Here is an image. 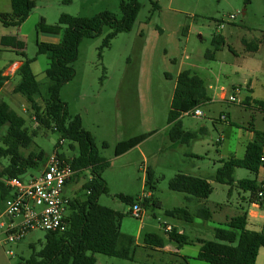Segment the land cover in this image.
Listing matches in <instances>:
<instances>
[{
  "label": "rangeland",
  "instance_id": "1",
  "mask_svg": "<svg viewBox=\"0 0 264 264\" xmlns=\"http://www.w3.org/2000/svg\"><path fill=\"white\" fill-rule=\"evenodd\" d=\"M123 1L129 0H36L35 9L21 26L5 27L0 23V39L3 35L16 36L25 43V57L17 51L4 50L0 44V69L10 62L33 60L31 69L42 93L38 102L43 105L42 99H48L50 80L45 72L50 59L48 54L38 53V43L56 40V36L40 31L42 19L46 25L55 26L63 14L93 17L106 11L120 19ZM140 3L133 29L117 35L108 48H101L111 32L108 26L99 36L81 42L78 58L73 63L76 75L60 92L69 113L81 117L83 128L93 135L100 155L110 163L102 174L108 193L99 198V204L124 215L119 248H129L134 255L133 260H123L96 254L97 264L178 263V256L153 251V247L144 243L147 233L159 234L167 240L163 229L166 224L184 229L191 240H214L216 228H224L227 221L249 209L250 192L240 189L238 182L252 180L255 174L237 168L233 186L217 183L213 177L222 167V161L242 159L247 145L257 134H264V111L258 106L241 103H207L200 108L202 117H182L184 129L199 135L189 144L173 143L168 125L179 73L191 70L203 77H213L214 73L219 76L220 86L229 88L236 77L230 78L227 74L245 49L243 40L263 45L250 57L264 61V0H249V3L246 0H140ZM2 10L11 12L10 7ZM231 15L235 16L234 20H230ZM223 22L221 30L219 26ZM215 35L222 36L225 41L219 51H215ZM208 51L215 53V59L205 58ZM259 78L264 79V76ZM19 81L20 77L16 76L11 85H17ZM9 92L4 91L0 100L26 118V126L31 132L39 131L34 145L22 150L25 157L31 152L43 151L45 154L39 168L29 169L22 177L24 181L37 176L56 151L67 157L78 154V150L70 149L67 140L56 148L60 135L41 129L28 101L16 98L18 94L13 90ZM257 96H260V90ZM222 115L229 116L230 120L222 121ZM201 129L203 132L200 133ZM137 136L145 137L140 145L123 155H115L119 143ZM8 164L9 159L2 160L0 173ZM149 171L152 173L150 183ZM178 174L208 179L212 194L207 199H196L171 191L169 183ZM89 177V172H85L66 188L65 196L69 199L77 196ZM5 179L0 177V224L8 221L3 212L5 201L12 195L5 185V188L1 185L5 184ZM151 194L160 206L150 202L144 207L142 219L134 218L131 215L133 206L119 198V195H125L139 200ZM200 207L211 211V220L195 218L186 222L165 214L166 210L174 208H187L195 214ZM255 224L257 229L262 226L260 220ZM3 232L0 227V264H19L21 260L29 259L33 254L31 245L36 251L41 250L47 234L42 230L30 231L21 242L7 244ZM167 243L178 247L175 242ZM199 249L200 245L195 243L183 246L180 253L196 257ZM191 264L206 263L192 260Z\"/></svg>",
  "mask_w": 264,
  "mask_h": 264
},
{
  "label": "trees",
  "instance_id": "2",
  "mask_svg": "<svg viewBox=\"0 0 264 264\" xmlns=\"http://www.w3.org/2000/svg\"><path fill=\"white\" fill-rule=\"evenodd\" d=\"M246 2L249 3V0ZM35 7L36 0H11V12L0 13V23L5 27H19L28 19ZM140 9V0H129L123 1L120 5V19L109 11L93 17L63 14L60 16L58 25L55 26L46 25L42 19L40 31L50 36L61 37L60 42L56 44L38 43V53L48 54L50 59L45 72L50 80L48 99H42L43 105L38 102L42 93L40 84L31 69L33 60L25 59L17 70L20 81L13 91L28 101L39 127L60 135L61 139L56 148H60L62 142L67 140L70 142L72 151L78 150V154L73 156L72 160L73 169L77 170V174L67 183V187L84 176L85 172L90 174L78 195L69 200L66 231L47 232L42 249L36 251L35 246L31 245L32 256L27 260H21L19 264H97L96 254L133 260L134 255L129 248H119L121 221L124 215L99 204V198L108 193V185L102 174L110 163L100 155L93 135L83 128L81 117L72 116L69 113L66 103L60 98V92L76 75L73 63L78 58L81 42L99 36L103 28L108 26L111 32L101 47L108 48L117 35L133 29ZM213 42L216 45L215 51L221 50V46L225 44L224 38L220 35H215ZM243 44L246 53H256L262 46L244 40ZM1 46L21 51L20 55L25 57V43L16 36L2 37ZM215 57L212 51L205 54V58L209 60ZM8 81L9 77L4 76L0 71V91ZM210 102L212 98L209 87L200 75L191 70L179 73L168 116L169 137L173 143L189 144L198 138V133L184 129L181 119L185 113L200 109ZM255 104L264 111V101ZM220 119L230 120L227 115H222ZM26 125L25 117L0 100V164L2 160L9 159V164L1 171L0 177L22 178L29 169H38L45 159L43 151L31 152L28 157H25L22 150L30 149L34 145V138L39 133L38 130L31 132ZM201 132L203 129L200 130ZM144 139V136H137L119 143L116 146L115 155L127 153L140 145ZM263 142L264 134H257L255 140L247 145L242 159L231 158L222 161V167L217 170L213 180L223 185L233 186L237 168L253 172L254 179H242L238 182L240 189L250 192L249 201L253 202L260 185L258 173ZM62 158H65V154ZM151 180L152 173L149 171L148 183ZM1 185L4 188L6 186L3 183ZM151 189H153L152 185ZM169 189L196 199H207L213 192L208 179L186 174L176 175L170 181ZM119 198L131 206L139 201L125 195H119ZM150 202L153 206H160L151 194L142 202L143 207L150 205ZM165 214L186 222H192L195 218L206 221L212 218L211 211L205 207L198 208L195 214H191L187 208L166 210ZM248 223L247 210L227 221L224 228H216L214 240L202 238L191 240L184 233L180 234L177 229L172 228V231L165 232L167 240L159 234L147 233L144 243L146 246L159 249H163L167 241L177 243L179 249L198 243L200 249L193 260L206 264H256L259 252L264 248V230L249 229ZM187 260L185 258L183 263L167 264H188Z\"/></svg>",
  "mask_w": 264,
  "mask_h": 264
},
{
  "label": "built area",
  "instance_id": "3",
  "mask_svg": "<svg viewBox=\"0 0 264 264\" xmlns=\"http://www.w3.org/2000/svg\"><path fill=\"white\" fill-rule=\"evenodd\" d=\"M235 16L231 15L230 20ZM224 28V22L219 29ZM225 90H222L224 92ZM239 89L225 97L224 101L232 104H240L237 96ZM184 116L202 117L201 109L187 112ZM224 119V118H223ZM63 145V142H62ZM63 154L56 151L51 155L46 166L37 176H31L27 181L22 178H6L4 183L11 191V197L5 201L3 215L8 218L0 227L5 235L4 242L16 244L34 230L45 232H64L67 229L66 217L68 214L69 198L65 196L67 183L77 174L73 169V157L62 158ZM258 177L260 185L256 199L250 203L248 220L261 218L264 222V142L260 154V168ZM150 195L140 197L132 207L131 215L136 219H142L144 207L142 202ZM164 231H172L171 226L164 225ZM12 255V253H8Z\"/></svg>",
  "mask_w": 264,
  "mask_h": 264
},
{
  "label": "crops",
  "instance_id": "4",
  "mask_svg": "<svg viewBox=\"0 0 264 264\" xmlns=\"http://www.w3.org/2000/svg\"><path fill=\"white\" fill-rule=\"evenodd\" d=\"M3 7H5L6 9L10 7L11 9V0H0V13H10V12H6L8 10L4 12L2 10ZM2 37H6V36L3 35ZM54 38H56V40L48 41L46 43L56 44V43H59L61 40L60 36H56ZM1 39H0V44H1ZM261 48L262 47L260 46L259 51L261 50ZM4 50H9V48H4ZM10 50H13V49H10ZM13 51H17V50H13ZM0 52H2L1 49H0ZM17 52L18 54L21 53V51L20 52L17 51ZM253 54L255 53H246L244 50L242 55L237 56L238 58L233 64V70H231V72L227 74L228 77L230 78L232 75H235L236 77V81L233 84H231L229 88L223 85L220 86L219 76H215L212 69H208V72L213 73V77L211 76L203 77V74H198L205 80L207 86L209 87L210 96L212 98V102L210 103L225 102L224 98L234 93L235 88L239 89L237 96L241 104L244 106H252V105L257 106L255 104L256 102L264 101V79L261 78L260 80L259 78V76L261 75L264 76V61H257L251 58L250 56H252ZM23 62H24L23 60L10 62L9 64H6L3 68L0 69V71L3 73L4 76L9 77V81L6 83L5 87L0 91V95L4 91L9 92L11 90H14L16 85H11V81L17 76V70L20 68ZM222 90H225V91L222 92ZM258 90H260V96H257ZM20 97L23 98L20 95H17L16 98H20ZM258 220L261 221V225H262L260 229H257V225L255 224V221H258ZM167 226H170V225H167ZM171 227L177 229L180 234L184 233L186 235V231L184 229L178 228L177 226H171ZM248 228L254 229L256 231L264 230V222L261 218L255 219V220H249ZM137 236H139V232L137 233ZM153 249H154L153 251H164L167 254L178 256L179 257L178 263H183L184 259L187 258L188 264H191V261L194 258V257H188V256L181 255L180 249L178 247H174L168 243L163 249H159L155 247H153ZM256 264H264V248L260 250Z\"/></svg>",
  "mask_w": 264,
  "mask_h": 264
}]
</instances>
